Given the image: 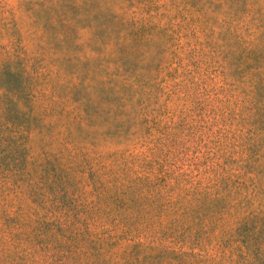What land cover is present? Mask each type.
Instances as JSON below:
<instances>
[{"label":"rangeland","instance_id":"obj_1","mask_svg":"<svg viewBox=\"0 0 264 264\" xmlns=\"http://www.w3.org/2000/svg\"><path fill=\"white\" fill-rule=\"evenodd\" d=\"M0 264H264V0H0Z\"/></svg>","mask_w":264,"mask_h":264}]
</instances>
